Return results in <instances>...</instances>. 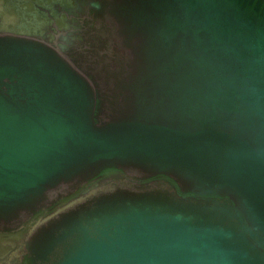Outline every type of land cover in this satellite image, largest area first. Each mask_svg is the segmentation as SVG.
<instances>
[{
  "label": "water",
  "instance_id": "water-1",
  "mask_svg": "<svg viewBox=\"0 0 264 264\" xmlns=\"http://www.w3.org/2000/svg\"><path fill=\"white\" fill-rule=\"evenodd\" d=\"M0 264H264V0H0Z\"/></svg>",
  "mask_w": 264,
  "mask_h": 264
}]
</instances>
